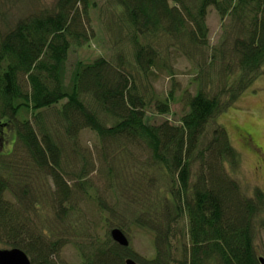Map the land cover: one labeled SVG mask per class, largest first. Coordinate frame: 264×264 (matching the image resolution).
<instances>
[{
    "label": "trees",
    "instance_id": "1",
    "mask_svg": "<svg viewBox=\"0 0 264 264\" xmlns=\"http://www.w3.org/2000/svg\"><path fill=\"white\" fill-rule=\"evenodd\" d=\"M10 1L0 0L2 249L32 264H72L61 257L68 244L82 264H261L264 191L248 194L233 175L241 158L219 118L264 76V0H55L21 13ZM97 7L117 26L114 55L71 65L73 48L97 36ZM180 58L197 91L150 94V79L175 77ZM237 130L261 148L254 127ZM132 225L154 234L153 257L113 240Z\"/></svg>",
    "mask_w": 264,
    "mask_h": 264
},
{
    "label": "rangeland",
    "instance_id": "2",
    "mask_svg": "<svg viewBox=\"0 0 264 264\" xmlns=\"http://www.w3.org/2000/svg\"><path fill=\"white\" fill-rule=\"evenodd\" d=\"M55 0H11L10 7H14L13 12H26L35 10L44 6H51ZM106 0H97L99 7L103 6ZM99 7L92 10L93 24L97 31V36L91 40V42L82 47L73 48L70 56V64H74L77 59L84 61H92L100 55L106 57H112L114 50L112 47V41L114 39V31L116 25L112 31L109 25H105L107 18L99 12ZM5 8H8L5 7ZM12 14V12H10ZM208 25L210 28V41L212 45L219 42V38L222 35L221 19L217 11L212 8L208 16ZM177 74L175 77H171L167 74H161L159 78L154 81V77L150 79L149 89L150 94L152 90L161 97L168 95L172 89L173 84L177 87V95H180L182 90L188 89L190 92L195 93L197 91V83H195L196 72L192 71L190 63L185 58H180L176 65ZM182 105L180 102L172 103V113L166 118L173 122L179 121L182 115ZM152 115V112H149ZM158 119H163L161 116H155ZM219 122L227 130L230 135V140L233 146L238 150L241 162L233 175L237 178L243 189L252 195V191L256 188H261L264 191V163L260 161V158L246 147L242 138L239 136L237 127H254L258 140L264 147V76L258 78L252 87L246 92L241 94L239 98L233 103V106L228 111L224 112ZM81 141L83 145H86L89 149H93L98 139L95 133L86 130L82 133ZM84 146V147H86ZM90 210V209H88ZM92 211V210H91ZM93 222H97L96 218L91 219ZM95 234L103 237L106 233V226L99 224ZM74 230L68 231L73 232ZM130 245L132 249L144 257L151 258L155 255L154 246V234L144 228H140L136 225H132L130 233H128ZM259 253L264 256V229L260 231L256 240ZM3 248V244L0 241V249ZM61 257L64 261L72 264H82V258L79 250L73 245L68 244L61 252Z\"/></svg>",
    "mask_w": 264,
    "mask_h": 264
},
{
    "label": "water",
    "instance_id": "3",
    "mask_svg": "<svg viewBox=\"0 0 264 264\" xmlns=\"http://www.w3.org/2000/svg\"><path fill=\"white\" fill-rule=\"evenodd\" d=\"M111 236L115 242L124 247L130 246L128 236L120 228H114ZM127 264H139L135 260L129 258ZM259 262L264 264V256L259 257ZM0 264H32L30 257L21 249H0Z\"/></svg>",
    "mask_w": 264,
    "mask_h": 264
},
{
    "label": "flooded vegetation",
    "instance_id": "4",
    "mask_svg": "<svg viewBox=\"0 0 264 264\" xmlns=\"http://www.w3.org/2000/svg\"><path fill=\"white\" fill-rule=\"evenodd\" d=\"M240 136L242 137V140H243L244 144L247 143V141H249L248 140L249 138L247 137V135L245 134V132H240ZM258 145L261 146V148H259L258 150H255V152L254 151L253 152L260 158V161L262 163H264V147L262 146L261 143H258Z\"/></svg>",
    "mask_w": 264,
    "mask_h": 264
}]
</instances>
